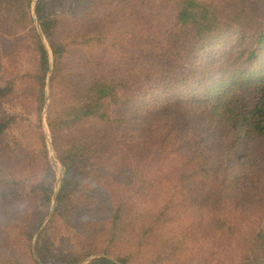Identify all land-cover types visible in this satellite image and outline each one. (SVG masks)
<instances>
[{"label":"trees","instance_id":"1","mask_svg":"<svg viewBox=\"0 0 264 264\" xmlns=\"http://www.w3.org/2000/svg\"><path fill=\"white\" fill-rule=\"evenodd\" d=\"M33 4L0 0V105L11 94L32 97L38 105L30 113L36 110L42 128L50 50L47 121L64 173L35 246L38 260L32 240L50 212L57 178L44 132L29 153L28 138L0 144L1 166L32 168L30 177L0 182V264H80L99 254L84 264H264V217L243 251L236 220L227 216L247 205L237 186L263 182L264 173L223 168L214 153L227 150L242 168L264 165V0H120L118 10L111 0ZM78 15L83 32L73 25L62 31ZM118 27L125 29L121 39L112 33ZM225 34L232 39L217 60L222 74L194 107L184 90L192 54ZM96 43L103 54L88 57L89 69L65 61L73 44ZM154 111L170 119L154 122ZM16 121L0 108V140ZM196 124L209 139L195 135ZM137 130L146 137L129 140ZM114 143L128 148L127 158L110 151ZM31 178L38 181L28 186Z\"/></svg>","mask_w":264,"mask_h":264},{"label":"rangeland","instance_id":"2","mask_svg":"<svg viewBox=\"0 0 264 264\" xmlns=\"http://www.w3.org/2000/svg\"><path fill=\"white\" fill-rule=\"evenodd\" d=\"M114 1L115 4L118 5L116 7V10L120 8V0H111ZM37 0H35V3ZM147 2H150V0H147ZM96 4V3H95ZM114 10V11H116ZM164 17L167 14H162ZM81 17L78 15L76 17V21L74 24L69 23L67 27H63L62 31H68L70 26L73 25L72 29L76 30L77 33H82L83 31L81 30L79 23ZM72 21V20H70ZM110 21L107 19L106 24H108ZM121 24V23H120ZM77 26V27H76ZM93 30V28L91 29ZM125 29L122 28H116L114 33V36H117L119 39L123 38L120 37L119 35L123 34ZM229 34H225L219 41L221 43H216V40L212 42V44L208 45L204 49H197L195 52L192 54V61L189 64L188 72L186 77V80L184 81V90L186 91L187 96H189V99L193 100L194 107H199V104L201 101L206 97L205 96V88L212 86L214 82L221 76L220 72V63L217 62L218 58L227 55L226 52L229 50L228 49V42L232 39V36H228ZM114 36L110 35V38L113 39ZM80 40V39H78ZM97 40H94L96 42ZM105 44L107 45V41H104ZM84 47V48H83ZM136 48V47H135ZM185 47H182L180 51V55L183 53ZM103 49L99 43H96L95 45H91L89 47H85L83 45H78V44H73L70 47V50L68 51V54L66 56V62L69 63L70 65L73 66V69H79V68H85L89 69V64L87 63V59L89 56L94 57L95 55L98 56V54L102 53L103 54ZM124 49H127V52L132 51L131 47H128L126 43H124ZM136 50V49H135ZM122 52H119L121 54ZM107 58H111L108 55H106ZM229 58V55L227 56ZM225 56V58H227ZM32 62V61H31ZM31 64V63H30ZM30 67V65H28ZM51 66L53 68V57L51 60ZM155 66V65H154ZM184 68H186L185 63L182 65ZM49 70V74L46 78V98H45V103L44 107L41 113V119H42V128H39L38 126V121H37V114L35 113L36 110H34L33 113H30L31 110L36 107L38 104L36 101H30L32 97L29 98H24L20 97L17 94H11L8 96L9 99L13 100L10 103H4L3 105H0V108H3L10 114H14L17 116V121L13 125L11 129L7 132L6 138L3 140H0V144L3 141L8 142L11 140L13 137L19 136V140H26L27 138L29 141L23 145V148H25V151L28 153L31 150H36V145L40 146L41 145V133L44 132L45 136V142L46 146L48 149V155L49 159L51 160V164L53 165L55 171H56V182L54 184L53 188V196H52V204L50 208L49 214L44 218L42 225L38 229V231L35 233L33 240H32V246L34 247L33 249V257L35 259L39 260V257L37 255L35 246L37 244V241L39 239L40 234L48 224L51 214L54 212V208L56 206V198L58 195V191L61 187L62 184V177L64 173V167L60 161V158L58 156V153L56 151V148L53 144L52 141V134L48 125V112L50 105L52 103V96H51V86H50V78H51V69ZM153 69L156 71L157 67H153ZM32 71L35 72V67L32 68ZM187 71V68L185 69V72ZM39 86H35V94L38 91ZM63 95L61 94L59 96V100H62ZM157 99L162 98V97H156ZM58 100V101H59ZM18 102H21L22 106H18ZM153 102L159 106V104L164 103V100L161 102H157L156 100H153ZM190 105V104H189ZM160 107V106H159ZM186 109H190V106H186ZM57 111L59 109H56ZM30 113V114H29ZM157 111H154V115L152 116V121L158 122V123H167L170 117H164L162 115H158ZM39 117V116H38ZM193 117V116H192ZM198 119V118H195ZM202 125V123H199ZM199 124L195 125V131L197 136L201 137H206L209 139V134L207 131L200 126ZM207 127V126H206ZM146 133H141L138 130L137 131H132L129 137V140H135L136 138H139V140L144 139L146 137ZM153 138L152 134H148V140L150 143V140ZM4 143V142H3ZM36 144V145H35ZM216 147H212L211 149H214ZM117 151V153L122 154V157L127 158V156H124L128 152V148L126 146H121L120 143H114L111 145L110 151L111 150ZM260 149V148H259ZM109 153V150H107ZM258 156L261 158L262 151L256 149ZM2 158H5L4 154H2V151H0ZM215 158H218L221 160V162L225 163L223 164V168H234L237 172H254L255 170H258V173H264L261 172L260 169L264 168V165L260 164V161L255 164L254 166H250V163L248 165H244L243 168L242 166H238V164L234 165L233 161H229L228 157V151L227 150H219L214 152ZM0 156V157H1ZM104 157H107L105 154ZM262 159V158H261ZM227 160L231 163H227ZM244 164L246 161V155L244 156ZM3 164H0V182L3 180V177L9 178L10 176H15L18 179H24L26 177H30L32 174V168L28 165H19L17 167H11L12 169H6L4 166H1ZM248 168V169H247ZM222 175V173H220ZM33 177V176H32ZM58 177H61V182L60 184L58 183ZM29 179V178H28ZM257 180V179H256ZM251 181L247 180L246 185L241 188L242 186H237V189L235 191L240 192L238 195L237 199L243 198L244 201L241 206L245 207L242 209V211H235L229 209L227 212V216L234 221L236 220L235 225L236 227L234 228V234L236 236V239L239 241L241 248L243 251H246L250 249L251 247V241H253V231L257 230L259 226L262 225L263 222V217H264V181L263 182H258V181ZM38 180L32 178L28 181V186L36 184ZM249 183H251V186H248ZM60 187H59V186ZM26 185L25 189H28ZM55 193V194H54ZM254 200L256 208L252 206V201ZM257 200V204H256ZM228 205L231 203L227 202ZM247 207H251L252 210L244 212V210L247 209ZM14 234L17 232L14 231ZM56 235H53L54 240H58V237H55ZM57 246H66V245H61L57 244ZM61 249H63L61 247ZM234 252V251H233ZM235 253V252H234ZM236 254V253H235ZM104 255V254H99ZM96 255V256H99ZM242 256H237V260L235 262H239L241 260ZM44 264V263H43Z\"/></svg>","mask_w":264,"mask_h":264},{"label":"water","instance_id":"3","mask_svg":"<svg viewBox=\"0 0 264 264\" xmlns=\"http://www.w3.org/2000/svg\"><path fill=\"white\" fill-rule=\"evenodd\" d=\"M34 6H35V0H34V4H33ZM44 40H45V38H44V36L42 37ZM45 44L47 45V43L45 42ZM47 48H48V50H49V47H48V45H47ZM49 55H50V62H51V60H52V55H51V52H50V50H49ZM51 68H52V66H51ZM60 182H61V177H58V183L60 184ZM59 186V185H58ZM60 187V186H59ZM55 194V193H54ZM94 257H96V256H92V257H90V258H88V259H86L85 261H83L82 263H80V264H84V263H87V262H89L92 258H94Z\"/></svg>","mask_w":264,"mask_h":264}]
</instances>
